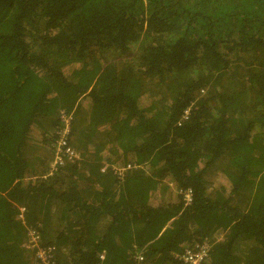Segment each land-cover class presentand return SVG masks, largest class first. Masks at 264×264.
<instances>
[{
    "label": "trees",
    "instance_id": "trees-1",
    "mask_svg": "<svg viewBox=\"0 0 264 264\" xmlns=\"http://www.w3.org/2000/svg\"><path fill=\"white\" fill-rule=\"evenodd\" d=\"M72 110L78 156L27 179ZM31 228L59 264H264V0H0V264Z\"/></svg>",
    "mask_w": 264,
    "mask_h": 264
},
{
    "label": "built area",
    "instance_id": "built-area-1",
    "mask_svg": "<svg viewBox=\"0 0 264 264\" xmlns=\"http://www.w3.org/2000/svg\"><path fill=\"white\" fill-rule=\"evenodd\" d=\"M188 110H185V114L183 117H186ZM58 125L55 132L57 137L52 145L53 148V158L52 165H50V170L48 169L46 175H50L52 172L56 171V169L63 165L68 161H73L77 156V151L68 143V139L70 137L71 131V112H59L58 115ZM129 166V165H128ZM119 172H122L124 167L118 168ZM177 192L181 194L183 198L184 204H187L191 201V190L190 189H178ZM24 207H19L18 216L23 219L24 218ZM28 239L25 243V247L27 246L30 251L34 253L33 261L30 264H59L56 258V251L54 247L51 245L41 247L38 239L39 236L37 231L33 228L28 230L27 233ZM209 252V243L207 240L203 242H194L192 246L186 247L179 254H176V258L180 260L183 264H203L206 260V257ZM134 264H143L144 255L143 250L136 248L134 250ZM98 261L95 264H101L103 259V254H100L98 257Z\"/></svg>",
    "mask_w": 264,
    "mask_h": 264
},
{
    "label": "rangeland",
    "instance_id": "rangeland-1",
    "mask_svg": "<svg viewBox=\"0 0 264 264\" xmlns=\"http://www.w3.org/2000/svg\"><path fill=\"white\" fill-rule=\"evenodd\" d=\"M151 92L154 94V95H156V96H158V100H157V104L159 105V104H161V101H160V99H161V97L159 96V95H162V92L160 93V91H158V90H156V88L155 87H152L151 88ZM160 97V98H159ZM160 101V102H159ZM71 112V114H72V117H74V112H75V110H72V111H70ZM80 114H83V112H80ZM71 121H72V119H71ZM42 133V130H41V128L39 127V126H36L35 127V134H37V135H39V134H41ZM37 149H36V153L37 154H39L40 155V158H42V159H44V156L48 153V151H49V153H48V155H49V159L48 160H41V162L39 161V160H37L36 161V163H32V159H31V157H32V155H31V150H29L30 149V147H29V149H28V151H26L24 154H25V156L27 157L28 156V159L30 160L31 159V162L29 163L30 164V166H32L33 168H29V169H34L35 168V171H38V174H34L33 175V177H36V176H39V175H41L43 172H44V170L46 169L47 171H48V169L50 170V165H52V158H53V151H52V149L51 148H53L52 147V145H50V147H36ZM52 156V157H51ZM51 158V159H50ZM46 163H48V167H47V165H46ZM220 169H221V167H213L208 173H207V178H208V181H216L218 178H219V176L221 175L220 174ZM34 171V172H35ZM34 172H32L31 174H28V176L29 177H32L31 175L34 173ZM32 177V178H33ZM167 194H165L164 196H163V192L162 191H160V193H159V196H158V204H162V202H163V198H165V196H166ZM58 206L59 205H55V207H54V209H53V211H55V210H58ZM56 218H57V215H53L52 216V221L53 222H55L53 225H55L56 227H58V229L59 228H61V224L59 223V221H57L56 220ZM238 252H240V251H238Z\"/></svg>",
    "mask_w": 264,
    "mask_h": 264
},
{
    "label": "crops",
    "instance_id": "crops-1",
    "mask_svg": "<svg viewBox=\"0 0 264 264\" xmlns=\"http://www.w3.org/2000/svg\"><path fill=\"white\" fill-rule=\"evenodd\" d=\"M46 172H47V170L45 169L43 173L45 174ZM33 175H34V174H32L31 176L33 177ZM32 177H29V176L27 175L26 178H27V179H32V180H34V179H36L38 176L33 177V178H32ZM16 207L19 209L20 205H18V206H16ZM23 207H24V206H23ZM174 256H175V255H174Z\"/></svg>",
    "mask_w": 264,
    "mask_h": 264
}]
</instances>
